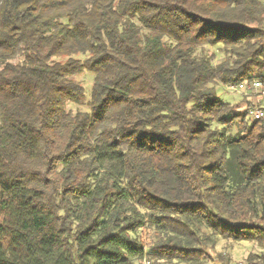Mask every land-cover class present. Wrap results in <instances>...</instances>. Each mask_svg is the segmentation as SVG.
<instances>
[{"label": "trees", "instance_id": "16d2710c", "mask_svg": "<svg viewBox=\"0 0 264 264\" xmlns=\"http://www.w3.org/2000/svg\"><path fill=\"white\" fill-rule=\"evenodd\" d=\"M263 21L264 0H0V264H207L221 241L264 264V118L217 95L264 75Z\"/></svg>", "mask_w": 264, "mask_h": 264}, {"label": "rangeland", "instance_id": "374dc122", "mask_svg": "<svg viewBox=\"0 0 264 264\" xmlns=\"http://www.w3.org/2000/svg\"><path fill=\"white\" fill-rule=\"evenodd\" d=\"M210 54L215 52L213 48H205ZM216 59L215 63L221 62L223 55L221 52H215ZM82 59L81 57H78ZM65 59H59V61H64ZM73 80L79 83L85 89V95L82 100V103L79 105L67 103L66 109L72 114L88 112L89 111V100L91 87L93 85V75L83 72L73 77ZM217 95L218 98L230 104L234 109H237L239 112H245L248 110V122L251 123L253 119L249 115V111L252 110L253 106L256 103L254 96H246L242 93H238L229 87L217 86ZM262 252L257 248L255 244L250 243H234V242H220L218 246L211 253L213 260L209 259L207 264H224L220 261V257L230 259V264H249V257L253 255H260Z\"/></svg>", "mask_w": 264, "mask_h": 264}, {"label": "built area", "instance_id": "2783aa9c", "mask_svg": "<svg viewBox=\"0 0 264 264\" xmlns=\"http://www.w3.org/2000/svg\"><path fill=\"white\" fill-rule=\"evenodd\" d=\"M262 31L264 33V21L262 23ZM228 87L246 96H254L256 103L252 110L249 111V115L254 121L264 118V75L260 78H250L247 81L240 82L236 85H229ZM140 264H152V262L148 257H144Z\"/></svg>", "mask_w": 264, "mask_h": 264}]
</instances>
